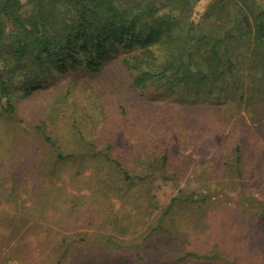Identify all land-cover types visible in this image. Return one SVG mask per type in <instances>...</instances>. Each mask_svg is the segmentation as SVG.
I'll list each match as a JSON object with an SVG mask.
<instances>
[{"label": "rangeland", "instance_id": "rangeland-1", "mask_svg": "<svg viewBox=\"0 0 264 264\" xmlns=\"http://www.w3.org/2000/svg\"><path fill=\"white\" fill-rule=\"evenodd\" d=\"M210 1H198L193 20ZM32 10L26 5L21 11ZM111 72L90 82L69 73L32 97L17 88V112L0 108V264H158L154 251L132 253L142 242L200 253L160 264H264V129L254 111L234 106L217 112L214 101H196L193 94L185 105L149 102L123 77L106 102ZM126 100L133 127L118 110ZM39 127L76 156L58 161ZM239 143L245 150L241 175L229 169ZM107 145L124 169L145 180L126 182L121 168L103 156ZM20 146L32 153L24 167ZM165 149L175 180L147 167L159 164ZM238 176L262 188L248 191ZM178 189L199 202L174 206L164 223L168 231L151 233Z\"/></svg>", "mask_w": 264, "mask_h": 264}, {"label": "trees", "instance_id": "trees-1", "mask_svg": "<svg viewBox=\"0 0 264 264\" xmlns=\"http://www.w3.org/2000/svg\"><path fill=\"white\" fill-rule=\"evenodd\" d=\"M198 1L0 0L2 112L8 115L17 112L18 104L13 98L17 88L23 96L32 97L69 73H78L79 80L90 82L94 75L111 72L116 65L119 71L111 72L110 89L102 94L106 102L112 98L114 82L123 77L131 90L153 103L185 105L193 94L196 101L202 98L214 101L217 112L234 111V106L250 108L259 121L258 128L263 131L264 0H211L200 18L193 20ZM26 5H32L33 10L25 15L21 10ZM127 102L120 103L118 110L122 121L133 127L129 117V109L133 107L127 106ZM102 112L105 116L108 113ZM39 128L45 144L55 148L58 161L76 156L60 150L52 136L43 127ZM106 148L103 156L121 168L126 182L145 180L146 176H133L124 169L123 163L111 155V145ZM249 150L254 152L252 145ZM87 153L101 154L91 149ZM170 154L165 149L156 157L159 164L147 165L150 170L160 172L165 181L175 180V176L167 173ZM232 155L235 157L234 164L229 165L230 172L241 175L245 155L241 143ZM19 160L22 167L26 166L32 160V153H26L20 146ZM237 184H247L248 191L256 186L262 188L259 181L257 185L240 179ZM177 191L151 233L158 229L168 231L164 223L172 217L174 206L199 202L193 193L183 195L181 189ZM260 206L264 208V204ZM169 233L171 236L172 231ZM142 243L132 253L154 251L156 259L153 260L158 264L180 253L179 260L200 255L195 250L178 251L169 246ZM120 246L127 248V245Z\"/></svg>", "mask_w": 264, "mask_h": 264}]
</instances>
